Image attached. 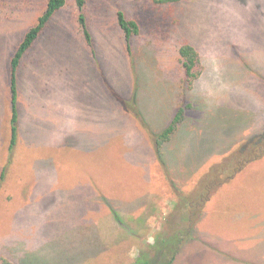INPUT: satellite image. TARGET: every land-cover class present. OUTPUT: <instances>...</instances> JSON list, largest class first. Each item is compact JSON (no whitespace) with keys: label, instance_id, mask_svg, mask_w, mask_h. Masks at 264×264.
<instances>
[{"label":"rangeland","instance_id":"374dc122","mask_svg":"<svg viewBox=\"0 0 264 264\" xmlns=\"http://www.w3.org/2000/svg\"><path fill=\"white\" fill-rule=\"evenodd\" d=\"M46 2L0 0V264H129L187 226L178 203L205 170L264 132V0H84L93 53L65 0L22 61L9 151V60ZM118 12L140 28L130 55ZM185 43L202 68L191 91ZM187 103L158 159L152 135ZM193 221L173 264H264V156Z\"/></svg>","mask_w":264,"mask_h":264},{"label":"trees","instance_id":"16d2710c","mask_svg":"<svg viewBox=\"0 0 264 264\" xmlns=\"http://www.w3.org/2000/svg\"><path fill=\"white\" fill-rule=\"evenodd\" d=\"M136 2L142 0H134ZM152 4L157 6H169L176 5L181 0H149ZM65 0H47L44 10L39 14L36 22L25 32L21 42L14 51L9 60V108H10V120H9V141L8 150L12 151L17 143L18 137V121H19V108H18V73L22 64V61L28 51L33 47L35 42L39 39L42 33L45 31L54 15L63 8ZM77 24L79 31L85 41L86 46L93 53V43L86 14L84 12V0H77ZM117 24L120 28L126 52L128 55L131 53V40L136 37L140 28L138 23L134 19L127 18L122 12L117 13ZM178 57L181 69L184 74V85L186 90L191 91L196 81L202 74V68L198 53L190 44H182L179 46ZM192 108V104H182L177 107L173 115H171L167 124L159 130L158 133L152 135V143L154 147V153L157 158L160 159L168 153L166 145H168L174 135L181 132H185L184 121L186 113ZM264 156V132L259 133L253 137L248 138L236 149L229 151L225 154L223 160L210 166L200 179L197 180L192 191L187 195L181 197L178 206L184 208L181 212L183 221L187 222V226L182 228V225H178L177 228L168 234L161 233L155 236L153 244L148 246L147 249L139 251L137 257H135L129 264H173L177 255L180 253L182 247L191 240L193 219L202 211V206L208 201L214 192H216L225 182L234 178V176L240 173L248 164ZM200 205L199 209H194V205ZM175 209L177 207L175 206ZM195 211V213H193ZM115 211L112 212V214ZM115 216H118L114 213ZM118 221L120 218L116 217ZM122 222V221H121ZM186 232L183 238H180L181 232ZM168 238V239H167ZM161 239H167L172 241V247L169 251V257H165V250L159 246L156 247L157 241ZM165 241V240H164ZM162 241V243H164ZM159 247V248H158ZM1 264H14L6 258L1 260Z\"/></svg>","mask_w":264,"mask_h":264}]
</instances>
